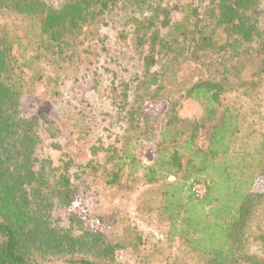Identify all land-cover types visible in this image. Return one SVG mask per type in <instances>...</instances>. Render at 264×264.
Segmentation results:
<instances>
[{
  "label": "trees",
  "instance_id": "obj_1",
  "mask_svg": "<svg viewBox=\"0 0 264 264\" xmlns=\"http://www.w3.org/2000/svg\"><path fill=\"white\" fill-rule=\"evenodd\" d=\"M119 5H134L142 14L130 19L142 73L112 87L124 134L117 143L90 146L102 162L60 158L55 164L37 153L38 121L19 113L24 90L42 79L38 65L28 79L23 67L48 60L59 75L84 30L104 25ZM0 9L36 38L23 44L0 25V264L117 263L120 244L78 209L80 175L87 170H102L107 185L137 177L157 185L144 209L166 225L168 240L181 242L203 264H264V190L257 187L264 178V114L256 123L244 110L264 75V0H206L202 7L158 0H60L55 6L0 0ZM14 46L24 51L14 55ZM188 60L208 71L181 85L177 69ZM180 99L196 102L200 116L182 118ZM143 142L155 146L149 165L135 153ZM194 183L205 185L201 198L191 192ZM57 209L67 212L65 226L55 221Z\"/></svg>",
  "mask_w": 264,
  "mask_h": 264
},
{
  "label": "rangeland",
  "instance_id": "obj_2",
  "mask_svg": "<svg viewBox=\"0 0 264 264\" xmlns=\"http://www.w3.org/2000/svg\"><path fill=\"white\" fill-rule=\"evenodd\" d=\"M43 1L55 6L60 0ZM158 1L162 4L189 3L199 7L206 3V0ZM141 16L138 7L119 5L105 16L104 25L85 29L82 43L76 47V55L59 75L55 74L48 60L33 64L27 62L30 66L23 67L26 79L36 65L42 74V79L32 81L24 90L18 104L21 116L34 118L39 123V156H48L55 164L60 158H70L82 165L91 159L102 162L101 154L95 158L91 156L90 146H107L121 140L125 124L112 104V87L118 81H130L142 73L140 55L132 46L133 27L130 21L132 17ZM179 16L174 13V20ZM0 25H4L12 35L20 36L23 44L36 42L28 28L6 9H0ZM28 35L31 36L29 41ZM22 51L14 46L12 54L18 55ZM23 55L27 58L30 53ZM251 69L247 65L246 75ZM207 71L205 65L199 66L188 60L178 66L177 75L181 85H190L196 78L206 77L201 75ZM178 98L177 94L173 97ZM244 110L249 120L260 122L264 114V75L260 86L246 97ZM201 112L196 102L179 100V115L182 118L195 119ZM154 147L150 142H143L136 147L135 153L144 164L149 165L155 158ZM80 178L82 197L78 209L86 211L89 224L101 227L110 242L120 244L116 264H203L188 255L181 242L168 240L166 225L155 212L149 213L144 209L142 203L156 197L157 185L143 183L138 177L118 185H107L102 170H87ZM257 187L264 190V178ZM149 205L153 206L154 202ZM53 215L60 226L67 224L64 209H57ZM46 264L62 263L53 260Z\"/></svg>",
  "mask_w": 264,
  "mask_h": 264
},
{
  "label": "built area",
  "instance_id": "obj_3",
  "mask_svg": "<svg viewBox=\"0 0 264 264\" xmlns=\"http://www.w3.org/2000/svg\"><path fill=\"white\" fill-rule=\"evenodd\" d=\"M206 188L202 183H194L191 186V192L196 198H201L205 194Z\"/></svg>",
  "mask_w": 264,
  "mask_h": 264
}]
</instances>
